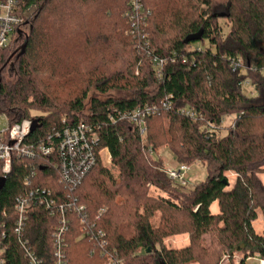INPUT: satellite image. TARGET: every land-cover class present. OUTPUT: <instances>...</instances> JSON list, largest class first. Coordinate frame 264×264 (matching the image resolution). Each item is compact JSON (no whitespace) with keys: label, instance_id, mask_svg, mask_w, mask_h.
I'll return each instance as SVG.
<instances>
[{"label":"trees","instance_id":"obj_1","mask_svg":"<svg viewBox=\"0 0 264 264\" xmlns=\"http://www.w3.org/2000/svg\"><path fill=\"white\" fill-rule=\"evenodd\" d=\"M144 4L151 16L134 35L125 16L128 0H22L18 6V32L29 42L22 56L12 44L0 51V115L11 127L37 122L26 146L90 125L99 137L97 151H109L120 176L113 179L100 158L71 190L59 181L56 157H14L0 192L6 264H28L25 248L42 264H54L52 235L59 224L48 210L31 208L22 237L27 246L14 235V205L26 190L25 180L32 182L28 189L49 190L57 203L84 206L86 228L105 233L108 245L102 251L99 240L84 237V225L70 214L66 264H105L115 252L124 264H220L223 255L232 260L234 254L240 264L264 259V231L253 226L259 214L264 217V0ZM223 19L230 23L224 39ZM195 36L200 39L185 44ZM197 44L203 48L188 51ZM153 56L166 60L161 79ZM233 59L242 60L244 68L234 71ZM11 63L16 79L8 81L4 72ZM246 82L255 96L246 94ZM91 88L109 97L92 99L85 113ZM169 98L172 108L147 119L145 136L129 121H110L109 116L118 120V113ZM185 107L201 119L183 116ZM231 116L234 121L224 130ZM207 125L217 132L209 133ZM222 130L225 136H219ZM160 148L169 149L178 164L202 163L206 180L191 189L171 181L164 162L153 158ZM229 172L236 174L233 181ZM215 203L217 214L211 210ZM102 209L107 210L97 220ZM177 235H188L189 244L167 247L165 241Z\"/></svg>","mask_w":264,"mask_h":264},{"label":"built area","instance_id":"obj_2","mask_svg":"<svg viewBox=\"0 0 264 264\" xmlns=\"http://www.w3.org/2000/svg\"><path fill=\"white\" fill-rule=\"evenodd\" d=\"M22 0H0V51L9 47L10 41L14 42V38L17 32L21 29V19L19 17L18 6ZM129 9L125 16L131 24V30L129 34L134 35L138 33L140 27L147 26V19L151 16V12L145 6L144 0H128ZM147 36L143 35V39ZM148 45V44H147ZM203 45V44H202ZM201 45V46H202ZM203 48V47H202ZM188 51H194L189 48ZM151 56V54H149ZM174 63V59H171ZM231 66L234 71H239L244 68V62L242 60H231ZM153 68L156 76L161 79L162 70L166 64L165 59H159L155 56L152 58ZM244 85V84H243ZM246 85L249 84L246 82ZM171 98L165 99L158 104L150 105L145 104L140 108L133 111H127L118 113V120L115 117L109 116L111 122H127L134 124L140 131V134L145 136L146 123L150 117L160 114L163 110H169L172 108ZM180 113L194 121L201 119V116L191 107H185ZM3 120L6 122V128L0 129V180L1 178H7L12 173V164L14 157L18 159H35L39 155L42 157H56V169L59 171V181L65 187L73 190L79 186L86 176L96 167L98 159H102L104 152H109L107 149H101L97 151L99 144V137L97 132L88 124H80L70 128H66L61 132H56L54 137L50 135L47 143H42L38 146H26L24 143L28 136L32 133V120L27 119L21 123L14 124L13 127L9 126L8 119L5 115H2ZM206 130L213 134L217 132L214 126L207 125ZM109 164H111V155L108 156ZM191 167L188 165L178 164L165 169V174L171 181L187 187L190 183L191 177L189 176ZM32 182L25 180L24 186L26 190L23 195L19 196L14 205L17 218L15 220L14 235L21 242L22 246H27V242L22 239L26 222L28 220L31 208L40 207L48 210L52 217H56L58 220V226L52 235L54 239V264H66V235L70 231L71 219L70 214L79 218L80 223L84 225V237L97 238L99 240V248L105 251L108 242L106 240L105 233L97 230L94 231L87 227V214L84 206H76L74 204H68V202H59L51 195V192L47 189H28ZM107 209H102L97 217L104 213ZM4 217L7 213L4 212ZM2 234V238L4 237ZM28 264H42L37 255L34 252L24 249ZM5 248L0 242V264H6L4 259ZM117 253H114L113 257L109 254L105 264H124L120 258L116 257ZM259 259V264H264V259Z\"/></svg>","mask_w":264,"mask_h":264},{"label":"rangeland","instance_id":"obj_3","mask_svg":"<svg viewBox=\"0 0 264 264\" xmlns=\"http://www.w3.org/2000/svg\"><path fill=\"white\" fill-rule=\"evenodd\" d=\"M220 25L222 26V31H223V35H222V39H224L227 34L230 32V23L228 20H225L223 19V21H220ZM11 38H14V42L12 43V40ZM10 44L9 46L11 45L10 48L12 47H16V46H19L21 47L24 43V35L17 38L15 40V36H12L10 37ZM202 44H197L195 46H191V49H196V47H202L201 46ZM204 45L207 47L208 44L207 43H204ZM9 48V49H10ZM5 55H9L8 52L5 53ZM1 71V69H0ZM138 73H139V70L136 69V73H135V77H138ZM4 77L8 80V81H13L16 79V68L14 67V64H10V66L7 67L6 71L4 72ZM243 88L245 89V92L246 94H250L251 95H254L255 96V92H250L252 91V88L249 87V85L247 86L246 83H243ZM255 91V90H254ZM88 98L87 100L85 101V113H88L89 112V107H90V102L92 99H105L107 97H109V95H102L100 93H96L94 89H89V92H88ZM33 114H37V113H33ZM234 118L233 116L231 117H227V119L224 120L223 122V129H227L228 126H230L233 121H234ZM4 118L2 117V115H0V129H3V128H6V122L3 120ZM222 130L221 133H219V136H225L227 133L226 131ZM171 152L169 151V149L167 148H160L157 152V154L153 155V158L154 159H160L162 162H164V167L165 168H169V167H172L174 166L175 164H178L175 163V162H172V155L170 154ZM108 156H109V152H104L103 153V156H102V164L104 165V167L109 171L110 175L112 176L113 179H117L119 180V176H120V172H119V169L118 167L115 165V164H112V160H111V164H109V159H108ZM207 171H206V168L205 166L202 164V163H197L195 165H191V169H190V173H189V176L191 177V180H190V183L188 185V189H191L192 187L200 184L202 181L206 180L207 178ZM231 178V177H229ZM163 195L164 197H167L168 198V195L166 194H162L160 192H156V195ZM254 228L255 230L260 234L264 228V222L262 221V219H260V221L256 222L254 224ZM173 244L172 243H169V246L171 247ZM221 263L220 264H238V262H241L240 261V255L238 254H234V257L232 260H228V257L226 256H222L221 258ZM223 262V263H222ZM248 264H259V260H251L248 262Z\"/></svg>","mask_w":264,"mask_h":264},{"label":"crops","instance_id":"obj_4","mask_svg":"<svg viewBox=\"0 0 264 264\" xmlns=\"http://www.w3.org/2000/svg\"><path fill=\"white\" fill-rule=\"evenodd\" d=\"M250 92H251V91H250ZM170 154H171L172 157H173L172 162H175V160H174L175 157H174L173 153L171 152ZM175 163H177V162H175ZM177 165H178V164H175L174 166H177ZM174 166H173V167H174ZM229 177H231V178H229ZM228 178H229L231 181H233V180L236 178V174H233L232 172H229ZM263 179H264V177H263ZM211 210H212V213H213V214H217V212L219 211L218 203H215V204L212 206ZM260 219H262V221L264 222V217H263V215H261V214H259V218H258V220L255 221V222L253 223V226H254V224H255L256 222L260 221ZM262 230L264 231V228H263ZM263 231H262V232H263ZM169 243H172L173 245L170 247V246H169ZM165 244L167 245V247L172 248V249H175V248L182 249V248H185V247L189 244V236H188V235H177V236H175V237H172V238L167 239V240L165 241ZM251 260H259V259H258L257 257L249 258V259L247 260V263H246V264H248V262L251 261ZM240 261H241V259H240ZM222 263H223V262H222ZM240 263H241V262H238V264H240Z\"/></svg>","mask_w":264,"mask_h":264},{"label":"water","instance_id":"obj_5","mask_svg":"<svg viewBox=\"0 0 264 264\" xmlns=\"http://www.w3.org/2000/svg\"><path fill=\"white\" fill-rule=\"evenodd\" d=\"M19 33V37H21L22 36V34H21V32H18ZM200 39V37H198V36H195V37H193V38H191V39H188L186 42H185V44H187V43H189L190 41L191 42H195V41H198ZM28 42H29V39L26 37V40H25V42H24V44L21 46V47H19L18 49H17V52H20L19 54H20V56H22V55H24V52H25V49H26V47H27V45H28ZM16 52V53H17ZM15 56V54L13 53V55L10 57V59L8 60V62L7 63H9L10 62V60L13 58ZM1 74H2V71H0V81H1ZM32 132H34L35 130H36V128L38 127V124H37V122H32ZM5 181H6V179L5 178H1V180H0V192H1V190L3 189V187L5 186ZM150 251V250H149Z\"/></svg>","mask_w":264,"mask_h":264}]
</instances>
